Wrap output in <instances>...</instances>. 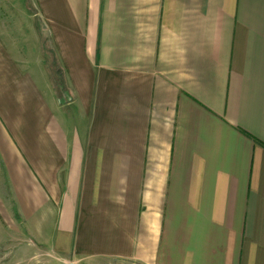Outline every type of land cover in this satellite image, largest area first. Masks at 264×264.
I'll use <instances>...</instances> for the list:
<instances>
[{"label":"crops","instance_id":"crops-1","mask_svg":"<svg viewBox=\"0 0 264 264\" xmlns=\"http://www.w3.org/2000/svg\"><path fill=\"white\" fill-rule=\"evenodd\" d=\"M30 1L0 15V264H264V0Z\"/></svg>","mask_w":264,"mask_h":264},{"label":"trees","instance_id":"trees-1","mask_svg":"<svg viewBox=\"0 0 264 264\" xmlns=\"http://www.w3.org/2000/svg\"><path fill=\"white\" fill-rule=\"evenodd\" d=\"M37 28H38V33L40 35V38H41V41H42V44H43V53H44V57H45L44 58L45 59V64H46V67H47V69H48V71L50 73L52 84L54 85V87H55L57 92L59 91V89H63L64 90V81H63V78H62V74H61V71L59 70V67L57 65V62H56V59L54 57L53 51L47 45L48 37L46 35L44 27H37ZM50 58L54 59V63H55L56 66H54V64L50 63V61H49ZM57 74H59V76H57V78L54 77V75H57ZM60 97H61V95H60Z\"/></svg>","mask_w":264,"mask_h":264},{"label":"rangeland","instance_id":"rangeland-1","mask_svg":"<svg viewBox=\"0 0 264 264\" xmlns=\"http://www.w3.org/2000/svg\"><path fill=\"white\" fill-rule=\"evenodd\" d=\"M7 2H8L9 5H10V13H13V14H15V15H16L17 13H20L22 9H23L24 11H25V9H26V7L23 6L24 0H0V15H4L5 17H9L8 15H11V14L9 13V11L6 10V9L4 8V6H6V3H7ZM26 3H28V4H30V5L32 6L30 0H26ZM9 18H10V17H9ZM49 61H50V63L54 64V66H56L55 63H54V59L50 58ZM54 66H53V67H54ZM53 69H54V68H53ZM53 71H54V70H53ZM57 76H59V74L54 75V77H56V78H57ZM45 257L48 258L47 255L42 256V258H45ZM124 264H130V263H124Z\"/></svg>","mask_w":264,"mask_h":264}]
</instances>
